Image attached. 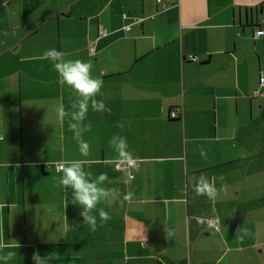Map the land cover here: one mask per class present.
<instances>
[{
    "label": "crops",
    "instance_id": "obj_1",
    "mask_svg": "<svg viewBox=\"0 0 264 264\" xmlns=\"http://www.w3.org/2000/svg\"><path fill=\"white\" fill-rule=\"evenodd\" d=\"M161 1L0 0V257L16 253L0 264H34V251L59 254L48 264H264V0ZM53 48L104 82L87 157L58 116L78 97L43 58ZM74 159L121 193L98 206L107 222L93 213L95 232L58 183ZM201 175L217 198L196 195Z\"/></svg>",
    "mask_w": 264,
    "mask_h": 264
},
{
    "label": "clouds",
    "instance_id": "obj_2",
    "mask_svg": "<svg viewBox=\"0 0 264 264\" xmlns=\"http://www.w3.org/2000/svg\"><path fill=\"white\" fill-rule=\"evenodd\" d=\"M43 58L49 59L54 66V69L59 74L62 83L69 86L76 94L78 99L72 103L71 111L65 110L63 106L58 109V116L61 120L65 117H70L69 129L73 131L75 138L80 142L81 154L87 157L90 154L89 145L82 140V134L91 130V125L86 124L89 107L93 111H104L105 105L102 100H97L98 95H102L103 80L93 78L91 74L92 65L82 60H66L64 53L55 48L46 50ZM122 127V125H121ZM4 137L0 136V140ZM110 146L113 148L116 156L114 160L121 164L134 166L135 158L129 150L127 138L114 135L110 141ZM206 156V153H201ZM58 171L63 173L59 178V185L64 191V203L67 207L69 203L79 205L81 208L80 216L83 218V224L89 226L93 232L97 228V216L93 213H99V218L102 222H107L111 217L104 208H98L103 204L111 207L116 204L121 197L119 189L106 187L108 176L106 173H101L93 177V173L85 168L83 160H68L57 163ZM222 179V178H221ZM71 188L72 196L69 200L66 189ZM194 191L197 196H207L209 199H215L220 194V190L215 187L213 179L201 175L196 179ZM238 229L237 231H240ZM247 235V230H243ZM243 238V237H241ZM3 237L0 233V250L5 247L2 242ZM20 247V245H17ZM16 255L15 252H8L0 259H11ZM59 254L52 252L46 256H41L38 251H34L31 259L34 264H48L50 260L57 259Z\"/></svg>",
    "mask_w": 264,
    "mask_h": 264
},
{
    "label": "built area",
    "instance_id": "obj_3",
    "mask_svg": "<svg viewBox=\"0 0 264 264\" xmlns=\"http://www.w3.org/2000/svg\"><path fill=\"white\" fill-rule=\"evenodd\" d=\"M156 1L158 2V4H159L161 7H163V3H162L161 0H156ZM122 16H123V17H127L125 13H122ZM131 19H134V18H131ZM263 21H264V14H263V16H262V18H261V21H260L259 24H258V27L255 28V30H254V34H261V33H263V27L261 26V23H262ZM124 27L127 28V25L124 24ZM88 50H89V52H92V50H93L92 45H88ZM261 83H262V81L260 80V81H259V84H261ZM174 113H175L174 109H172V110L169 111V115H170V116H173ZM135 162H136V161H135ZM114 165H115L116 168H125V169H127V170H128V168L130 167L129 165L121 164L119 161H116V160H114ZM45 166H46V167H49L50 164H49L48 162H45ZM55 168L57 169V166H55ZM127 176H128V177H131V176H132V173L127 172ZM201 221H202V223L207 224V225L213 227L214 229H216L217 226H218V225H217V218H216V217L211 218V219H202Z\"/></svg>",
    "mask_w": 264,
    "mask_h": 264
},
{
    "label": "trees",
    "instance_id": "obj_4",
    "mask_svg": "<svg viewBox=\"0 0 264 264\" xmlns=\"http://www.w3.org/2000/svg\"><path fill=\"white\" fill-rule=\"evenodd\" d=\"M261 26L263 27L264 26V21L261 23ZM263 31H264V29H263ZM175 114V113H174ZM174 116V115H173Z\"/></svg>",
    "mask_w": 264,
    "mask_h": 264
},
{
    "label": "water",
    "instance_id": "obj_5",
    "mask_svg": "<svg viewBox=\"0 0 264 264\" xmlns=\"http://www.w3.org/2000/svg\"><path fill=\"white\" fill-rule=\"evenodd\" d=\"M253 34H254V32H253Z\"/></svg>",
    "mask_w": 264,
    "mask_h": 264
}]
</instances>
